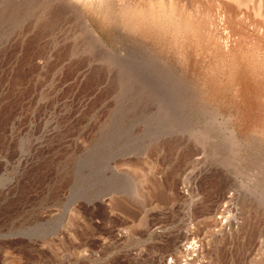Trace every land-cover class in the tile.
Returning a JSON list of instances; mask_svg holds the SVG:
<instances>
[{
    "label": "rangeland",
    "instance_id": "374dc122",
    "mask_svg": "<svg viewBox=\"0 0 264 264\" xmlns=\"http://www.w3.org/2000/svg\"><path fill=\"white\" fill-rule=\"evenodd\" d=\"M35 1L0 0V264H264L252 68L100 49Z\"/></svg>",
    "mask_w": 264,
    "mask_h": 264
},
{
    "label": "bare ground",
    "instance_id": "6f19581e",
    "mask_svg": "<svg viewBox=\"0 0 264 264\" xmlns=\"http://www.w3.org/2000/svg\"><path fill=\"white\" fill-rule=\"evenodd\" d=\"M42 2H47L42 12L45 15L42 17L45 19L49 17V20L43 21L40 18L42 21L40 22L39 19V22H43V27L48 30L77 29L86 34L100 49H106L108 46L103 41L102 34L111 33L115 38L122 40L123 45L131 48L152 51L167 47L171 51L179 52L183 49H188V52L201 50L202 54L203 52L207 54L205 57L209 55V58L221 62L220 65L252 68L251 75L257 82L255 89L257 91L261 87V92L264 93V0H43ZM39 9L38 13H40ZM34 26L38 27L37 21ZM174 56H171V60L178 61ZM185 59L186 57L183 58ZM227 71L229 70L226 69ZM232 75L230 73V77ZM262 106L264 104L260 107Z\"/></svg>",
    "mask_w": 264,
    "mask_h": 264
}]
</instances>
